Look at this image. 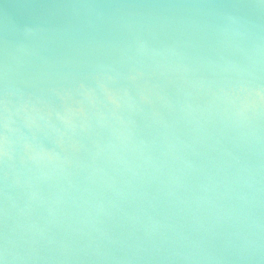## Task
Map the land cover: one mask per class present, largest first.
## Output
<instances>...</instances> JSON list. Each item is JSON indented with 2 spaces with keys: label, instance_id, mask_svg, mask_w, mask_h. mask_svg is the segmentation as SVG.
<instances>
[{
  "label": "water",
  "instance_id": "obj_1",
  "mask_svg": "<svg viewBox=\"0 0 264 264\" xmlns=\"http://www.w3.org/2000/svg\"><path fill=\"white\" fill-rule=\"evenodd\" d=\"M2 264H264V0H0Z\"/></svg>",
  "mask_w": 264,
  "mask_h": 264
},
{
  "label": "snow or ice",
  "instance_id": "obj_2",
  "mask_svg": "<svg viewBox=\"0 0 264 264\" xmlns=\"http://www.w3.org/2000/svg\"><path fill=\"white\" fill-rule=\"evenodd\" d=\"M0 264H2V262H0Z\"/></svg>",
  "mask_w": 264,
  "mask_h": 264
}]
</instances>
